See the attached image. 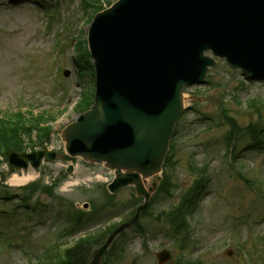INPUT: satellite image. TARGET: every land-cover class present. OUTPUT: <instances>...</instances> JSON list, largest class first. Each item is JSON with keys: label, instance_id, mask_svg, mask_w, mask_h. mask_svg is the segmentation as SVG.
<instances>
[{"label": "rangeland", "instance_id": "374dc122", "mask_svg": "<svg viewBox=\"0 0 264 264\" xmlns=\"http://www.w3.org/2000/svg\"><path fill=\"white\" fill-rule=\"evenodd\" d=\"M101 1L107 6V3L114 0ZM54 3L60 7L59 17L63 19L48 26L46 34L43 33V29L47 18L43 19L40 14L49 12L50 9H46V6H54ZM82 5L83 0H0V115L19 109L51 114L54 120L45 122L46 124L50 122L53 129L49 147L59 152L64 148L60 131L77 118L78 113L74 110V106L82 90L77 66L73 61V56L78 55L72 43L69 44L71 40L73 41V32L80 29L86 32L89 26L87 18L91 15V11L86 12ZM56 27L62 30L59 35L55 30ZM51 66L55 67L51 68ZM65 70H68V76H64ZM211 75L217 84L215 87L206 82L191 86L187 90L190 96L188 98L194 107L183 114L181 125L187 124L180 129L178 139L183 140L184 143L176 146L175 149L177 167L173 171V179L178 183L179 188L176 189L175 198L156 199L153 209L157 211L178 204L180 199L176 196L192 185L194 175L190 172V158L193 154L192 157L199 166L210 164L209 172L213 181L211 188L201 195L200 209L193 224L196 232L195 244L190 249V253H187L185 260L193 264L198 260L201 261L199 264H252L253 252L254 261L256 259L258 263L264 264V186L261 184V182L264 184V174L261 175L264 172V153L249 148L250 138H241L239 147L244 152L239 158L241 166L239 169L248 180L240 178L247 183L248 188L242 180L231 179L228 177L230 174L233 177L239 176L238 167H232L230 157L228 161L222 163L226 147L217 143L218 138L224 136L228 127L218 125L208 133H203L204 130H208V123L211 120H205L196 113L197 109L205 112L208 119L209 117L216 119L220 116V109L226 106L230 114L245 126L250 120L257 119V115L247 108V102L256 95L264 100V80H248L240 70L232 71L224 62L212 69ZM56 77H59L54 81L57 90L53 86ZM241 82L245 87H239ZM86 86L89 87V84L87 83ZM64 87L65 91L62 90ZM63 93H67V98L62 103L60 99ZM262 122L264 123V118ZM205 137L211 139V144L217 143L215 148L218 151L213 156L202 143ZM41 145L36 143L31 145L29 142L28 147H30L26 151L40 150ZM209 157H212V160H208ZM67 164V161L59 159L46 162L39 169L30 167L27 170H17L16 174L33 176L25 183L37 180L39 176L45 179V183L47 181L51 183L52 178ZM75 167L74 174L67 176L63 182L71 185L64 192L59 189L57 191L68 200L78 201L79 204L88 202L97 195L99 182L112 180V172L103 166H90L78 160L75 161ZM216 168L217 170L221 168L222 172H216ZM8 171V164L4 163L0 166V172L8 174ZM12 177L13 174H8L7 180L0 182V205L5 191L19 192L20 186L10 185L9 180ZM256 197L263 202L261 203ZM129 198V189L117 195L119 211L113 216L110 215L114 210L111 211L113 213L105 211L101 215L86 214L83 233L95 232V229L106 226L109 222L121 220V212L127 208ZM20 201L16 196L7 207H0V254L3 252L0 264L36 263L37 256L42 252V256L47 255L48 248L52 246L51 243L57 233L66 226L67 218L64 216L67 213L75 214L73 208L67 209L66 202H63L64 208L58 201H51L45 195L41 196V201L51 204L50 207L45 208L41 205L36 207V204H32L31 209L22 208L20 213L11 208L12 204L16 205ZM235 214H248L253 220L251 232L241 226L238 231L247 243L235 235V229L239 227ZM227 216H233L235 223L229 221ZM142 224L148 230V248L144 245L141 235L135 229L131 231L129 229L114 246V256L111 259L114 264H157L155 251L159 250L162 244L170 246L172 251V260L166 264H175L177 247L168 235L166 221L156 222L154 219L145 218ZM35 234L38 240L35 239ZM256 234L263 237V241ZM234 235L237 238L236 248L244 253L240 257L237 251L236 263H233L235 251L230 259L226 258L225 251L228 246L235 248ZM199 238H201V246L198 245ZM68 239L74 237H67L66 240ZM246 246L249 248L248 252L245 251ZM25 255H32L33 258L27 259Z\"/></svg>", "mask_w": 264, "mask_h": 264}, {"label": "water", "instance_id": "95a60500", "mask_svg": "<svg viewBox=\"0 0 264 264\" xmlns=\"http://www.w3.org/2000/svg\"><path fill=\"white\" fill-rule=\"evenodd\" d=\"M91 33L96 104L63 136L72 155L105 161L124 184L159 171L182 87L213 63L204 51L264 75V0H122Z\"/></svg>", "mask_w": 264, "mask_h": 264}, {"label": "trees", "instance_id": "16d2710c", "mask_svg": "<svg viewBox=\"0 0 264 264\" xmlns=\"http://www.w3.org/2000/svg\"><path fill=\"white\" fill-rule=\"evenodd\" d=\"M86 243L71 251V258L67 264H85L89 258L90 251Z\"/></svg>", "mask_w": 264, "mask_h": 264}, {"label": "bare ground", "instance_id": "6f19581e", "mask_svg": "<svg viewBox=\"0 0 264 264\" xmlns=\"http://www.w3.org/2000/svg\"><path fill=\"white\" fill-rule=\"evenodd\" d=\"M33 178V176L30 175H23L20 176L19 174H14L13 177L10 180V183L12 185H21L24 184L25 182L31 180Z\"/></svg>", "mask_w": 264, "mask_h": 264}]
</instances>
